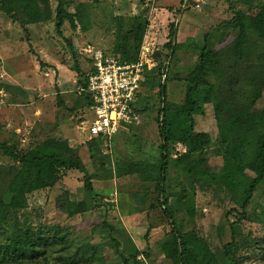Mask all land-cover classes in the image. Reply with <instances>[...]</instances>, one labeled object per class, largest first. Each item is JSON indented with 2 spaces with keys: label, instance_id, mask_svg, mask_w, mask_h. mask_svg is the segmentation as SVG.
I'll list each match as a JSON object with an SVG mask.
<instances>
[{
  "label": "rangeland",
  "instance_id": "rangeland-1",
  "mask_svg": "<svg viewBox=\"0 0 264 264\" xmlns=\"http://www.w3.org/2000/svg\"><path fill=\"white\" fill-rule=\"evenodd\" d=\"M67 10L79 9L81 19L71 28L67 21L58 32L55 26L54 9L56 0H49L51 17L45 21L26 24L21 27L0 10V142H8L21 150L49 138L66 139L76 148L88 173L101 176L99 164L112 170L113 163L142 159L156 161L159 158L160 137L157 130L158 98L157 87L148 90L146 84L140 87L134 104L139 111L137 125L120 130L99 148L102 157L91 158L86 128L92 118L87 100L81 94V81L91 67L85 49L95 46L106 52H113L117 34L129 29L136 19L146 20L147 26L142 37L137 59L151 71L158 64H167L168 101L178 104L183 97L182 78L197 62L200 47L205 40L215 47L227 34L235 30L227 24L236 11L252 13L262 0H68ZM175 30V50L168 57L170 28ZM70 44V45H69ZM75 67L80 69L79 73ZM164 68L161 69L163 71ZM157 75H155L156 77ZM144 79L146 75L143 73ZM158 77V76H157ZM156 77V78H157ZM176 77L177 79H174ZM158 79L162 80L158 77ZM157 81V79H155ZM148 82V80H146ZM264 104L260 99L258 106ZM146 108L143 110V108ZM194 129L209 136L210 143L192 157L207 158L212 172L219 173L222 166V145L219 143L215 122L210 106L205 105L203 114H194ZM85 127L80 131L79 127ZM166 174V187L172 192L169 205L183 229L194 230L208 242L211 250L219 254L224 240L228 239L227 227L219 237L217 227L224 221L230 201L226 193L215 187L201 186L199 177L191 178L174 159L186 152L181 143L172 145ZM184 149V150H183ZM0 164L16 165L0 155ZM114 170V169H113ZM83 174L76 170L64 171L60 180L51 189L36 190L27 195V207L19 211L18 220L32 229L40 223H57V229L41 225L42 232L49 234L62 231L73 232L82 239L90 236V228L104 218L114 228L113 235L126 242V249L148 250V257L139 254L141 264H167L159 243L169 231L168 220L158 206L152 185L140 183L134 175L94 177L96 206L82 214L64 218L55 207V197L61 190L69 192L71 200L86 197L82 187ZM176 195L183 196L181 200ZM264 204V198L257 191L251 205ZM189 208L193 214H188ZM150 227L147 238L144 234ZM249 228L256 235L260 227L243 221L239 230L246 233ZM101 233L96 232L90 239L97 243L106 264H122L112 247L101 242ZM242 236V234H240ZM239 239V238H238ZM84 241V240H82ZM147 242V247H146ZM257 250L250 245L239 246L234 254L240 264H264Z\"/></svg>",
  "mask_w": 264,
  "mask_h": 264
},
{
  "label": "trees",
  "instance_id": "trees-1",
  "mask_svg": "<svg viewBox=\"0 0 264 264\" xmlns=\"http://www.w3.org/2000/svg\"><path fill=\"white\" fill-rule=\"evenodd\" d=\"M68 4V0H56L54 18L58 32L64 21L75 28V21L81 19V11L76 9L71 13L67 10ZM0 10L21 27L51 17L49 0H0ZM226 24L236 33L229 42L226 40L231 34H227L223 42L213 48L205 40L199 49L197 62L181 79L183 97L178 104L167 99V81L170 79L167 64H158L151 71L144 72L147 78L143 77L140 87L146 84L151 90L156 85L158 90L160 144L159 158L155 162L142 159L117 161L113 163L114 170L104 169L102 163L99 164L101 176H96L97 172L88 173L77 149L66 139L49 137L25 150L0 142V155L16 163L5 169L0 164V264H106L101 249L90 239L96 232L102 234L103 241L106 238L101 242L102 247L104 244L112 247L122 264H141L139 254L143 258L148 257L147 249L128 251L126 237V241L121 243L120 238L113 235L115 228L104 218L90 228V236L80 240L73 232L59 230L49 234L48 230L42 232L40 228L41 225L54 228L57 223L43 222L32 229L18 220V212L27 207V195L53 188L67 170L83 174L82 187L86 197L79 201L71 200L66 189L56 195L54 205L66 219L96 206L92 185L94 177L134 175L140 183L152 185L158 206L168 220L170 229L159 243L167 264H240L233 251L248 245L264 259V204L256 202L251 205L257 191L264 198V104L258 106L260 99L264 98V0L252 13L236 11ZM146 26V20L136 19L129 29L117 34L110 53L122 61L137 60ZM174 35L175 30L171 27L170 39L165 45L169 59L175 50ZM75 69L82 74L78 67ZM155 75L163 76V79L159 80ZM85 81L86 76L81 81V94L88 107L91 101L84 90ZM206 104L210 106L222 145L219 173L212 172L207 158L192 157L194 152L203 151L210 143L206 133L194 129L193 115L203 114ZM136 110L142 109L136 107ZM98 142L106 144L100 137L87 141L91 158L102 157ZM176 143L185 145L186 152L175 158L174 164L186 168L191 180L199 177L201 186L224 191L230 201L224 221L217 227L219 237L225 227L228 235L219 254L211 250L206 239L194 230L185 231L169 205V198L174 194L166 187V174L170 149ZM176 198L181 200L183 196L176 195ZM187 210L188 214H193L192 208ZM243 221L258 225L259 232L254 235V230L249 228L246 233H241L239 226ZM149 230L150 227L144 239Z\"/></svg>",
  "mask_w": 264,
  "mask_h": 264
},
{
  "label": "built area",
  "instance_id": "built-area-1",
  "mask_svg": "<svg viewBox=\"0 0 264 264\" xmlns=\"http://www.w3.org/2000/svg\"><path fill=\"white\" fill-rule=\"evenodd\" d=\"M85 52L91 69L86 75L84 90L90 97L87 108L93 115L86 133L88 139L100 137L107 144L120 129L139 122L140 113L134 101L140 90L145 61H122L117 55L91 45ZM79 130L84 131L85 127L80 126Z\"/></svg>",
  "mask_w": 264,
  "mask_h": 264
},
{
  "label": "crops",
  "instance_id": "crops-1",
  "mask_svg": "<svg viewBox=\"0 0 264 264\" xmlns=\"http://www.w3.org/2000/svg\"><path fill=\"white\" fill-rule=\"evenodd\" d=\"M120 130H122V129H120ZM120 130H119V131H120ZM119 131H118V132H119ZM119 133H120V132H119ZM119 133H115L114 136H115V135H118Z\"/></svg>",
  "mask_w": 264,
  "mask_h": 264
}]
</instances>
